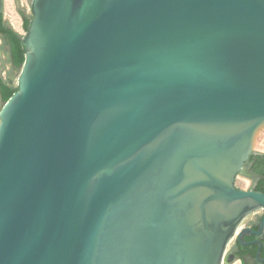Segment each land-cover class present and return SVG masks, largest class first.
Masks as SVG:
<instances>
[{
  "label": "water",
  "instance_id": "obj_1",
  "mask_svg": "<svg viewBox=\"0 0 264 264\" xmlns=\"http://www.w3.org/2000/svg\"><path fill=\"white\" fill-rule=\"evenodd\" d=\"M30 4L0 93V264H231L264 230V192L235 186L263 154L264 0Z\"/></svg>",
  "mask_w": 264,
  "mask_h": 264
},
{
  "label": "flooded vegetation",
  "instance_id": "obj_2",
  "mask_svg": "<svg viewBox=\"0 0 264 264\" xmlns=\"http://www.w3.org/2000/svg\"><path fill=\"white\" fill-rule=\"evenodd\" d=\"M3 20L5 21L4 17ZM5 23L7 27L11 29V26L8 24V22L5 21ZM7 46H4V42L2 38H0V80L7 81L10 84L9 81L12 80L13 66L10 63L8 54L6 53ZM246 163L247 162H245V164L243 165V172L239 175L251 179L253 182L251 188H249L248 190L255 191V189L257 188V182H259L261 177L254 172L253 163ZM259 212L260 211L251 214L243 221V229L249 228L253 232H257L259 222L263 215L262 211L261 213ZM242 241L246 244H240L239 237L237 235L230 242V248H227V254H229V261L239 262L240 264H264V230L258 236L254 235L253 233H246L242 236Z\"/></svg>",
  "mask_w": 264,
  "mask_h": 264
},
{
  "label": "trees",
  "instance_id": "obj_3",
  "mask_svg": "<svg viewBox=\"0 0 264 264\" xmlns=\"http://www.w3.org/2000/svg\"><path fill=\"white\" fill-rule=\"evenodd\" d=\"M29 27V19L26 16L22 18V29L26 33ZM0 38L4 42V46H10L11 53L9 56L12 66L21 67L25 60L24 47L22 45V36L14 29H9L3 20V14H0ZM17 90V86L9 84L7 81L0 80V93L3 102H6ZM254 164V172L261 177L257 182L256 192H264V154H252L246 164Z\"/></svg>",
  "mask_w": 264,
  "mask_h": 264
},
{
  "label": "rangeland",
  "instance_id": "obj_4",
  "mask_svg": "<svg viewBox=\"0 0 264 264\" xmlns=\"http://www.w3.org/2000/svg\"><path fill=\"white\" fill-rule=\"evenodd\" d=\"M3 17L6 22L19 33L22 37L26 34L22 29V18L23 16L31 17V4L30 0H3ZM5 58V56H4ZM14 73V71H13ZM12 74L14 84H16L15 76ZM254 152L264 154V129L259 133L256 138ZM252 180L242 175H238L235 180V186L239 189L248 190L251 186ZM261 213V211L259 212ZM230 245L228 246V249ZM231 264H240L239 262H232Z\"/></svg>",
  "mask_w": 264,
  "mask_h": 264
}]
</instances>
